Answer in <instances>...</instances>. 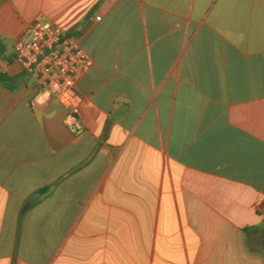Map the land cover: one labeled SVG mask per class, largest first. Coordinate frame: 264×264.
Returning a JSON list of instances; mask_svg holds the SVG:
<instances>
[{
    "label": "crops",
    "instance_id": "obj_1",
    "mask_svg": "<svg viewBox=\"0 0 264 264\" xmlns=\"http://www.w3.org/2000/svg\"><path fill=\"white\" fill-rule=\"evenodd\" d=\"M38 18L94 61L79 136ZM0 73V264H264V0H0Z\"/></svg>",
    "mask_w": 264,
    "mask_h": 264
},
{
    "label": "built area",
    "instance_id": "obj_2",
    "mask_svg": "<svg viewBox=\"0 0 264 264\" xmlns=\"http://www.w3.org/2000/svg\"><path fill=\"white\" fill-rule=\"evenodd\" d=\"M13 60L35 81L40 96L53 97L67 109L68 130L75 136L83 134L82 98L76 85L94 65L90 55L58 24L38 18L17 40Z\"/></svg>",
    "mask_w": 264,
    "mask_h": 264
},
{
    "label": "trees",
    "instance_id": "obj_3",
    "mask_svg": "<svg viewBox=\"0 0 264 264\" xmlns=\"http://www.w3.org/2000/svg\"><path fill=\"white\" fill-rule=\"evenodd\" d=\"M16 82H17V79L11 78L7 76L6 74L0 73V84H14Z\"/></svg>",
    "mask_w": 264,
    "mask_h": 264
}]
</instances>
